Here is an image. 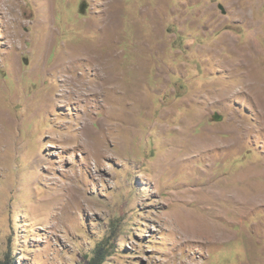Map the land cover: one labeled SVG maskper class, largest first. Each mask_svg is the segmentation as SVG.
<instances>
[{
  "label": "rangeland",
  "instance_id": "rangeland-1",
  "mask_svg": "<svg viewBox=\"0 0 264 264\" xmlns=\"http://www.w3.org/2000/svg\"><path fill=\"white\" fill-rule=\"evenodd\" d=\"M263 94L264 0H0V264H264Z\"/></svg>",
  "mask_w": 264,
  "mask_h": 264
},
{
  "label": "trees",
  "instance_id": "trees-1",
  "mask_svg": "<svg viewBox=\"0 0 264 264\" xmlns=\"http://www.w3.org/2000/svg\"><path fill=\"white\" fill-rule=\"evenodd\" d=\"M105 251L102 248L101 244L97 245V247L94 249V255L90 259L89 264H99L100 261L104 258Z\"/></svg>",
  "mask_w": 264,
  "mask_h": 264
},
{
  "label": "bare ground",
  "instance_id": "bare-ground-1",
  "mask_svg": "<svg viewBox=\"0 0 264 264\" xmlns=\"http://www.w3.org/2000/svg\"><path fill=\"white\" fill-rule=\"evenodd\" d=\"M91 50H92V49H91ZM263 95H264V94H263ZM256 98H257V96H256ZM256 98H255V99H256ZM257 100H258V98H257ZM257 100H256V101H257ZM259 100H260V99H259ZM257 103H258V102H257ZM260 103H262V102H260ZM263 104H264V102H263ZM260 105H261V104H260ZM260 105H259V106H260ZM263 106H264V105H263ZM235 124H236V123H235ZM218 234H219V233L215 234V235H216V236H215L216 239H218V238L221 237V235H220V234L218 235Z\"/></svg>",
  "mask_w": 264,
  "mask_h": 264
}]
</instances>
